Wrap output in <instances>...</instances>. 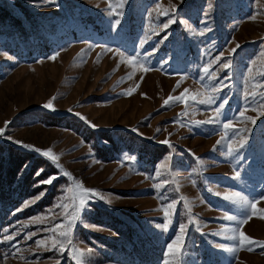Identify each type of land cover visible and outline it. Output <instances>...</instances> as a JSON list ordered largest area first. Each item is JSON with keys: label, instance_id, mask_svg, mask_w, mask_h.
Returning <instances> with one entry per match:
<instances>
[{"label": "rangeland", "instance_id": "374dc122", "mask_svg": "<svg viewBox=\"0 0 264 264\" xmlns=\"http://www.w3.org/2000/svg\"><path fill=\"white\" fill-rule=\"evenodd\" d=\"M122 2L116 16L109 0H0V264H77L72 246L37 245L59 222L62 189L77 183L106 198L88 201L72 229L85 264H264V115L244 98L256 91L259 102L264 93L255 87L264 81V0ZM164 9L176 20L166 29ZM118 52L139 54L150 70L133 68ZM206 67L217 77L215 104H164L185 89L186 98L210 91ZM225 101L219 119L197 123ZM34 148L51 149L62 167ZM52 176V184L41 183ZM236 192L258 201L255 208L225 199ZM172 201L165 230L163 207ZM246 213L243 224L224 219ZM37 217L43 223H30ZM189 217L196 223L174 256L168 245ZM233 229L257 246L226 250L237 244Z\"/></svg>", "mask_w": 264, "mask_h": 264}, {"label": "snow or ice", "instance_id": "6c2138e0", "mask_svg": "<svg viewBox=\"0 0 264 264\" xmlns=\"http://www.w3.org/2000/svg\"><path fill=\"white\" fill-rule=\"evenodd\" d=\"M257 3H259V0H257ZM117 7H123L122 0L117 5H113L111 0H109V5H108L109 15H116V16L122 15V13H119L116 11ZM156 7H157V9H159L161 7V5L158 3ZM171 7H172V9H174L175 5H171ZM262 7H264V5H262ZM159 14L168 17L167 22L163 24V28H165V29L168 28L170 24L176 22L175 17L170 14L168 9H164ZM149 16H151V13H149ZM252 19H255V16H253ZM114 23L116 25H119L120 21L117 19L114 21ZM181 23H185V22L181 21ZM203 34H204V32L201 31L200 35H203ZM147 39H148V37H146V40ZM146 40L144 42H141V44H140L141 48L144 47V43L146 42ZM107 51H111V49H107ZM118 54L120 55L122 61L126 59L128 64L131 65L133 68H135L137 65H139L140 68L144 72H147L150 70L148 67L144 66V63H142L140 61L139 54H137L135 56H130V57H124L123 53L118 52ZM57 55H58V53H57ZM148 55H151V53H149ZM262 55H264V54H262ZM52 59H55V57H52ZM253 63H255V62L253 61ZM210 64H211V62H210ZM230 66H231V61H228L227 63L220 65V67L222 69H227ZM248 72H249V75H251L252 68H249ZM204 74L208 78L209 83L203 85V87L206 89H210V91H208L207 93L197 92L195 94H192L190 97L186 98L185 93L188 92V89H185L184 93H181L179 96H171L170 95L164 101V104L169 105L170 101L174 104L175 103H185L189 107L193 103L209 105V106L215 104L216 103V96L214 95V93L218 92L219 89L214 84H212L211 82L217 79L216 73H215V71H210L209 68L206 67L204 69ZM133 75H134V73H129L127 78L132 79ZM258 75L261 77H264V72H259ZM246 83H247V81H246ZM178 86L179 85H177V87ZM137 87H138V85H137ZM255 87L256 88H264V81H257L255 83ZM133 91H134V89L130 88V89H128L126 94L130 95ZM259 95L261 96V101L258 102L256 100L257 92L256 91L249 92L246 90L244 93V98L246 100H248L249 97H251V101L253 103H258L260 109H262L261 115H264V93H260ZM198 97H199V99H198ZM53 99H55V98H53ZM226 102L227 101H225V102L221 103L219 106H217L215 108L213 116H210L207 121H197V123H212V122H214V120L219 119L221 114H222L221 110L224 108V105ZM44 107L45 108H52V100H49V102L46 103L44 105ZM70 111H71V109H70ZM77 115H80V114L77 113ZM184 115H187V111H185ZM240 116H244L243 111L240 112ZM82 119H83V117H82ZM246 119L251 120L253 118L252 117H246ZM92 126L95 127V125H92ZM224 128L225 129L232 128L231 122L225 123ZM5 131H6L5 128H0V137H3L5 135ZM134 131H135V129H134ZM157 131H160V129H157ZM8 138L11 139V137H8ZM222 139H224V137H222ZM17 143H21V142L17 141ZM163 143H168V141H163ZM217 143L219 144L220 141H218ZM239 146L243 147V143H241ZM24 147H31V146L24 145ZM33 150H35L38 153H41L45 157L49 158L56 165L57 168L62 167L58 163L59 157L57 155L53 154L51 149L41 150L39 148H34ZM227 154L228 155L232 154L231 144H229V152ZM196 159H199V158H196ZM161 167L163 168V167H165V165L162 164ZM40 171H42V170H40ZM37 174H39V172ZM61 174L63 176L69 177V179H73L71 177V174L68 173L67 171H62ZM160 175H161L160 171L157 170L156 176L159 177ZM237 175H239V174L237 173ZM55 179H57V177L52 176V177H49L47 180L41 181V183L52 184L53 180H55ZM161 183L166 184L167 181H162ZM155 187L160 188L161 184H157V185H155ZM176 190L179 191V186H177ZM62 191H63L64 195H62L59 198L57 204L55 205L56 208L60 209V212L58 214H56L59 216V222L58 223L54 222L50 228L45 229V231L51 232L52 235L48 237L47 241L46 240L37 241V245L39 247H43L48 243V241H50L51 242V249H57L58 251H61V252L66 250V248H65L66 245L72 246L71 250L78 254L77 257H74L75 259H77V264H85L84 258L86 256V253L83 249H79V248H76L74 246L73 239H72V229L74 228L75 224L78 221L82 222L81 213L85 209V206L87 205L88 201L95 199V198H99L101 200H104L106 198L104 196L100 195L97 192V190H95V189L85 188L81 183H77L75 185V187L68 186L67 188L62 189ZM68 193H72L73 195L68 196L67 195ZM43 195H44L43 192L38 193L37 196L35 197V199H33V200H31L25 204V207H27L28 204L35 203V201L42 198ZM180 199L185 202V205L187 206V211L190 213L191 207L188 206L187 199L183 196H181ZM225 199L231 200L237 204H241V205L245 206L246 208L250 207L253 209L255 208V203L258 202V201L249 200V198L247 196L241 195L239 192L231 193L230 195L225 196ZM261 199H264V197H262ZM177 203H178V201H172L163 207V212H164L166 219H168V223H165V224L161 225L160 227H162L165 230H167L169 227V224L172 223L171 214H172V212H174ZM247 218H248L247 213H246L245 217L243 219H240V220H237V217L233 216V215H227L226 214L224 216V219L229 220V221H237L239 224L246 223ZM30 223H43V220L40 217H37V218H35V220L30 221ZM193 223H196L195 218L189 217L188 224H183V223L180 224L178 234L172 240V242L168 245V251L173 252L174 256L178 257L179 254L181 253L182 248H183V240L185 237L186 228L188 227V225L193 224ZM233 233L234 234L229 238L236 240L237 244L235 247L227 248L226 250L235 253L236 251H238L241 248V246H243L245 244V242H247V246H248L249 251H252L253 247L257 246L256 241L252 240V238L248 237L243 232H238V229H233ZM236 233H238V235ZM31 235H34V234H31ZM13 238L14 237H12V236H6L5 237L6 240H12ZM29 238H31V236H29ZM259 246L264 247V244H260ZM216 247L217 248H225V246L221 245V244H217ZM87 252L90 253L91 249H88ZM166 264H167V262H166Z\"/></svg>", "mask_w": 264, "mask_h": 264}]
</instances>
